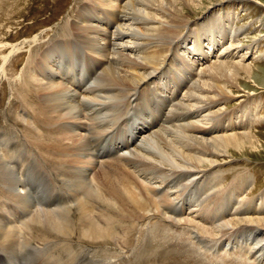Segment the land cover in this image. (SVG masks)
<instances>
[{"label":"bare ground","instance_id":"obj_1","mask_svg":"<svg viewBox=\"0 0 264 264\" xmlns=\"http://www.w3.org/2000/svg\"><path fill=\"white\" fill-rule=\"evenodd\" d=\"M83 2L53 27L61 38L12 46L31 52L9 83L11 97L28 90L29 113L13 119L6 107L1 124L32 156L11 167L0 149V264H115L110 243L135 250L148 236L162 250L187 237L199 260L264 264V190L248 196L246 173L224 186L221 172L261 143V101L224 105L255 93L240 88L259 59L256 43L242 44L248 29L218 13L222 2L205 14L202 0Z\"/></svg>","mask_w":264,"mask_h":264},{"label":"rangeland","instance_id":"obj_2","mask_svg":"<svg viewBox=\"0 0 264 264\" xmlns=\"http://www.w3.org/2000/svg\"><path fill=\"white\" fill-rule=\"evenodd\" d=\"M81 2H83V0H0V113L6 107L9 108V112L13 119H17L21 114L28 117L27 113H29L27 108L25 109L22 106L23 101L24 103L27 102L23 100L22 95L26 93L27 96L28 90L26 89L25 92L20 95V98L15 95L11 97V90L9 89L11 86L9 83L12 79L14 82H18L21 70L23 71V66L27 64L31 52L27 44L25 45L26 47L24 46L23 49L14 53L13 48L22 42L28 41V39L34 38L36 35H42L41 38L43 39L54 38L56 36L53 41L61 38L57 37V34H53L55 33L53 27L57 25L59 21L61 22L69 12L74 11L75 13V11L84 3ZM216 2H222L220 4L222 10H219L220 8H218V13H231L232 16L234 15L237 17L236 24L238 27L248 29L249 32L247 35L241 37L242 44L244 46H250L256 43L254 53L256 56H259V59L254 60L255 66H257V71L255 72L256 76L251 80H243L240 86L241 90L246 93H255L230 98L228 100L229 102L227 101L224 105L226 109L228 108L227 110L237 109L241 112L245 102L251 101L253 98L254 101H256V104L258 101H261V106L259 108V111L261 112L259 114L260 120H258V125H256L255 128V132L260 138L261 143L258 150L254 151L249 149L245 153L239 155L234 153V158L221 165L223 166L221 172L225 177L224 186L228 185V183L234 178L244 176L245 173L248 176L251 175L254 177V184L247 193L248 196L253 197L264 190V0H202L204 8H207L203 13H207L209 10L208 8L219 7V3ZM201 16L199 18H201ZM196 18L199 19L198 17H195V19ZM59 35L61 36V34ZM2 49H5L6 51H1ZM57 55L58 54L54 53V58ZM36 57L40 59L42 56L39 52H36V56L33 57L34 61H36ZM26 74L28 75L27 69ZM1 122L2 116L0 114V145L3 144L0 149L4 151L8 159L13 161L12 163L10 162V166L12 167L14 164L19 166L23 160L26 161L28 158L31 159L32 151L30 150V146L24 138H21V136L18 135L20 132L17 130V127L14 128L8 126L7 122L1 124ZM11 142H14L13 145ZM17 143L19 144L17 145ZM20 144L22 146H20ZM14 145H17L18 148L16 146L15 148ZM10 147L15 150H12ZM24 150L27 151L24 152ZM22 153L27 157H30L26 158ZM20 156L24 158L20 159ZM244 232L246 231H243V227H239L231 234V236L240 238V236H243L242 233ZM175 233L176 234H173L179 236V234H177L179 231L175 230ZM148 239L150 240V236L145 237L144 240L139 242V246L135 250V240H130L128 243L123 242L122 245H117L114 240L113 244L116 245L113 247V244L110 243L109 246H112L110 247L112 249L107 254H109L112 259L114 258L113 262L115 264H253L250 261H247V259H242L239 255H235V253H224L222 255L220 252L218 256L212 255V253H206L207 257L201 255L199 257L202 259L199 260L196 258V245H193V248L186 243L187 246L180 242L188 239L187 237H182L180 240H177L176 237L171 238L173 246L171 245L169 250L156 249L154 246L156 243L152 246L148 243ZM154 241L161 242L160 244L164 245L167 239H163L160 234L158 237H155ZM188 242L192 243L190 239H188ZM123 245L126 246L124 247ZM189 248H191L193 252L195 251L194 253L196 256L189 254L192 251ZM186 250L189 253H187Z\"/></svg>","mask_w":264,"mask_h":264}]
</instances>
